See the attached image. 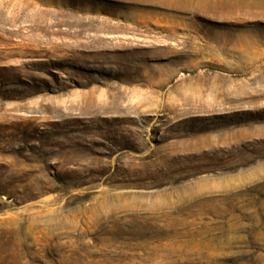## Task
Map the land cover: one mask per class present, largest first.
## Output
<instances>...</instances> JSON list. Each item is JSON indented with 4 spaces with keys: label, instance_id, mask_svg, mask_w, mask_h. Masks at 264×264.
<instances>
[{
    "label": "rangeland",
    "instance_id": "obj_1",
    "mask_svg": "<svg viewBox=\"0 0 264 264\" xmlns=\"http://www.w3.org/2000/svg\"><path fill=\"white\" fill-rule=\"evenodd\" d=\"M0 264H264V0H0Z\"/></svg>",
    "mask_w": 264,
    "mask_h": 264
}]
</instances>
